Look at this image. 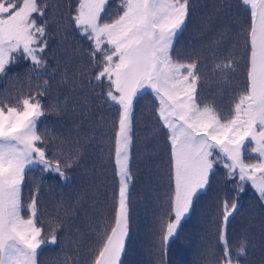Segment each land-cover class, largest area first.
<instances>
[{"label":"snow or ice","instance_id":"1","mask_svg":"<svg viewBox=\"0 0 264 264\" xmlns=\"http://www.w3.org/2000/svg\"><path fill=\"white\" fill-rule=\"evenodd\" d=\"M193 3L119 0L117 14L111 16L110 0H76L75 5H68V19L56 22L58 30L53 32L49 29L55 22L53 0H0V79L15 71L17 75L23 72L29 81L43 80L34 90L30 84L27 94L0 95V264H39L42 246H56L61 241L57 230L63 221L59 217L43 219L40 185H33L27 198L24 189L28 187L26 177L34 171L69 181L67 170L79 167L84 155L79 139L68 148L64 137L50 138L47 129L42 133L39 128L49 110L43 97L51 89L49 80L54 79L48 74L47 56L49 52L55 55L50 41L53 36L67 38L70 34L90 42L87 59L93 75L88 87H100L98 103L106 104L109 111L116 106L117 113L111 133L101 134L112 145L108 159L113 162L117 185L112 197L114 214L99 230L92 229L98 243L90 264H125L122 257L131 239L136 106L146 94L154 100L151 116L156 123L151 134L157 145L163 142L167 157L165 209L159 218L162 246L167 249L179 238L182 221L210 191L222 166L227 179L235 182L237 195L217 197L218 251L211 253L209 264H246L248 241L240 238L234 255L230 225L240 212L237 197L245 184L264 201V0L228 3L229 17L236 10L235 30L226 24L213 40L217 49L232 42L226 54L214 57L210 70L221 94L238 79L243 60V86L233 92L227 115L215 101L200 97L201 69L206 66L198 57L178 51ZM221 10H225L223 4ZM241 40L243 51L238 53L235 49ZM62 82L68 83L67 72ZM68 100L66 97L50 110L67 111ZM90 108L85 104L72 110L87 118ZM100 126L106 125L101 121ZM76 127L79 137L80 126ZM253 157L256 162H247ZM69 214L66 209L64 215ZM63 264H70V258L63 257Z\"/></svg>","mask_w":264,"mask_h":264},{"label":"trees","instance_id":"2","mask_svg":"<svg viewBox=\"0 0 264 264\" xmlns=\"http://www.w3.org/2000/svg\"><path fill=\"white\" fill-rule=\"evenodd\" d=\"M70 3L75 5L76 0H53L55 22L49 24L51 31L58 30L56 22L68 19ZM228 3H235V0H194L191 21L178 45V51L198 57L201 65L206 66L201 69L204 79L200 97L209 102L215 101L225 115L228 114L233 92L241 88L244 81L243 60L237 72L238 79H234L232 87L223 94L218 91L220 85L211 78L214 57L226 54V49L231 48L232 43L229 41L225 47L217 49L213 40L223 26L232 25L235 30L237 23L235 8L232 9L231 17L227 14ZM222 4L225 10H221ZM118 8L119 0H110L108 10L111 16L117 14ZM64 30L73 32L72 29ZM89 43L78 34H70L67 38L53 36L50 41L55 55L49 52L47 56L48 74L54 79L49 80L51 89L43 97L49 110L39 128L42 133L47 129L50 138L64 137L68 148L79 139L84 155L79 167L67 170L70 176L67 182L59 181L53 174H41L38 171L29 172L26 177L28 187L24 189L25 198L31 194L33 185H40L43 219L47 221L49 217H59L63 221L62 227L57 230V235L61 237L60 243L42 246L44 250L39 256V264H63L65 256L70 258V264H90L98 243L92 229L99 230L104 221L113 219L112 197L117 185L113 162L108 159L112 145L108 137L101 134L111 133L110 125L117 113L116 106L109 111L106 104L98 103L101 97L97 93L102 92L100 87H88L93 75L87 59ZM235 51L242 53V40ZM81 71L83 75H74ZM65 72L68 74V83L62 82ZM37 83L42 84L43 80L29 81L23 72L17 75L14 71L7 78L0 79V95L12 98L20 92L27 94L29 85L34 90ZM66 97L69 98L67 111L57 113L50 110ZM153 103V97L146 94L136 106V146L131 165L134 172L130 200L131 239L127 244V254L122 259L125 264H209L211 253L218 251L217 197H236L235 182L228 180L226 170L219 166L210 191L203 195L196 210L182 221L179 238L170 242L165 249L159 235V218L165 209L167 157L163 142L157 145L156 138L151 134L156 123L151 116ZM85 104L91 105L87 118L79 111L73 112V107L79 110ZM101 121L105 127L100 126ZM76 125L80 126L79 137L76 135ZM92 132L96 133L94 137ZM49 148L52 150L51 143ZM247 162L254 163L256 158H250ZM77 201H80L79 205ZM237 203L240 212L230 225L233 254L239 239L245 238L248 241L246 264H264V201L250 184H245L244 191L237 197ZM73 207L75 211H71ZM66 209L70 211L67 216L64 215ZM45 236H49V233H45Z\"/></svg>","mask_w":264,"mask_h":264}]
</instances>
